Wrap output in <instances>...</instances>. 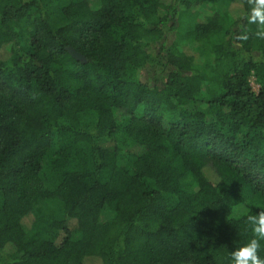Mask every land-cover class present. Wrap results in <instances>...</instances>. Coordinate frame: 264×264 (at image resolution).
I'll return each mask as SVG.
<instances>
[{"label":"trees","instance_id":"obj_1","mask_svg":"<svg viewBox=\"0 0 264 264\" xmlns=\"http://www.w3.org/2000/svg\"><path fill=\"white\" fill-rule=\"evenodd\" d=\"M247 12L0 0V264H228L264 208V39Z\"/></svg>","mask_w":264,"mask_h":264},{"label":"clouds","instance_id":"obj_2","mask_svg":"<svg viewBox=\"0 0 264 264\" xmlns=\"http://www.w3.org/2000/svg\"><path fill=\"white\" fill-rule=\"evenodd\" d=\"M248 12L245 21L256 25L253 35L264 39V0H246ZM245 225L251 232V238L230 252L228 264H264L260 256L261 241H264V208L256 214L246 215Z\"/></svg>","mask_w":264,"mask_h":264},{"label":"rangeland","instance_id":"obj_3","mask_svg":"<svg viewBox=\"0 0 264 264\" xmlns=\"http://www.w3.org/2000/svg\"><path fill=\"white\" fill-rule=\"evenodd\" d=\"M158 46H159V42H153L151 47L153 50L156 51ZM195 53H196V59L202 58V55L197 50ZM140 74H141L143 80H145L149 83H159L162 79L160 69H155V67H152V66L142 67L140 70ZM249 81H250V85H251L252 90L254 92H257L259 86H258L257 82L255 81L254 77L250 76ZM48 186H51V185L48 184ZM247 210H248L247 202H242V203H240L234 207L233 215L239 216L242 213H245ZM110 216H111V213L107 210H104L100 215V219L102 221H105L106 219L110 218Z\"/></svg>","mask_w":264,"mask_h":264},{"label":"water","instance_id":"obj_4","mask_svg":"<svg viewBox=\"0 0 264 264\" xmlns=\"http://www.w3.org/2000/svg\"><path fill=\"white\" fill-rule=\"evenodd\" d=\"M69 51H70V54H71L72 56H74V57H76V58H78V59H82V56H81L78 52H76L75 50H73V49H69Z\"/></svg>","mask_w":264,"mask_h":264}]
</instances>
